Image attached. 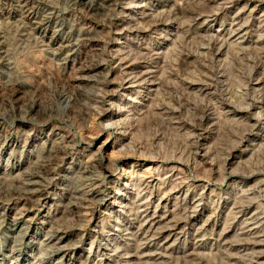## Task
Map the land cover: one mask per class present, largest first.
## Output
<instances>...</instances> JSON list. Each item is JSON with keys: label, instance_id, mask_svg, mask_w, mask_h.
Here are the masks:
<instances>
[{"label": "rangeland", "instance_id": "obj_1", "mask_svg": "<svg viewBox=\"0 0 264 264\" xmlns=\"http://www.w3.org/2000/svg\"><path fill=\"white\" fill-rule=\"evenodd\" d=\"M86 5L0 0V264H264V0Z\"/></svg>", "mask_w": 264, "mask_h": 264}, {"label": "bare ground", "instance_id": "obj_2", "mask_svg": "<svg viewBox=\"0 0 264 264\" xmlns=\"http://www.w3.org/2000/svg\"><path fill=\"white\" fill-rule=\"evenodd\" d=\"M68 4H69V2H73V4H78V3H80V4H87L88 5V2H90V0H65ZM86 5V6H87ZM100 5V4H99ZM47 15H45L44 17H43V19H42V21L41 22H39V25H45V27L46 28H48V26H50V24H51V22H53V20L55 19L56 21V23L58 24V28H53V34L55 35L56 33H58V32H60L63 28H64V22H63V20H62V18H60L59 19V16L61 15V14H63V12H61V11H58V10H56V11H54V12H47L46 13ZM52 25V24H51ZM53 27V26H52ZM71 30V29H70ZM14 39V38H13ZM15 40V39H14ZM16 40H17V38H16ZM17 57V56H16ZM19 57V56H18ZM0 73H5V75H8V74H10V72H5V71H0ZM9 76V75H8ZM69 100V99H68Z\"/></svg>", "mask_w": 264, "mask_h": 264}]
</instances>
